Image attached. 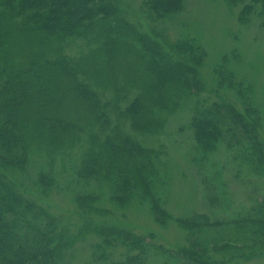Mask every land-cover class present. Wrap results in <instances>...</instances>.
Returning a JSON list of instances; mask_svg holds the SVG:
<instances>
[{"label":"trees","instance_id":"obj_1","mask_svg":"<svg viewBox=\"0 0 264 264\" xmlns=\"http://www.w3.org/2000/svg\"><path fill=\"white\" fill-rule=\"evenodd\" d=\"M225 2L241 26L255 22L264 32V0ZM187 6L188 0L143 3L154 24L176 20ZM122 15L120 0H0V264H67L68 252L90 234L98 240V264L264 257L263 116L252 85L239 82L231 66L239 52L223 56L214 71L236 102L212 104L202 98V46L156 30L145 34ZM187 108L189 119L177 132L193 145L205 210L174 221L162 137L169 119ZM77 143L84 145L71 171L82 211L94 212L105 192L120 207L147 206L161 227L174 222L189 245L169 250L153 244L152 235L91 224L70 236L61 217L24 198L4 176L27 171L41 152L52 167ZM54 177L40 172L45 194ZM223 254L230 260L213 257Z\"/></svg>","mask_w":264,"mask_h":264},{"label":"rangeland","instance_id":"obj_2","mask_svg":"<svg viewBox=\"0 0 264 264\" xmlns=\"http://www.w3.org/2000/svg\"><path fill=\"white\" fill-rule=\"evenodd\" d=\"M123 17L141 32L148 34L151 30L161 33L171 41L180 39L194 40L207 52V59L200 70L201 85L204 93L202 98L210 103L236 102V94L227 87H220L214 71L219 66L223 56L238 51L240 62L231 64L239 82L253 87L254 107L261 111L263 124L260 130V140L264 146V32L257 23L241 26L233 13L228 9L225 0H188L186 11L176 20L154 24L144 12L143 3L146 0H120ZM74 53L78 47H73ZM189 108V107H188ZM188 108L169 119L162 142L165 145L164 157L166 172L171 191L167 205L168 211L176 219L184 218L194 212L205 210L200 186L194 166L191 163L194 154L193 145L187 133H178L188 121ZM244 112L241 105H237ZM81 112V111H80ZM69 119L74 116L70 111ZM166 116V115H165ZM79 118V117H77ZM167 118V117H165ZM38 145V144H36ZM34 145L35 147H37ZM84 144H75L63 154L56 157L55 165L48 166L49 157L45 152L33 154L32 164L25 172L9 171L4 176L12 183L17 192L27 200L34 202L54 217L64 220V228L68 235L75 236L85 224L93 227L116 226L133 231L137 235L153 237V244L165 249L177 250L187 247L186 235L170 222L161 227L154 220L147 206L129 204L120 207L103 193L95 211H82L77 203V190L72 181V171L81 154ZM44 147V149H49ZM51 163H49L50 165ZM44 170L55 174V186L45 194L38 184V176ZM97 238L90 234L81 240L68 252L67 264H98L94 246ZM216 260L228 259L230 254L213 255ZM118 258V257H117ZM230 263V262H229ZM105 264V263H101ZM239 264H264V257L250 262L240 261Z\"/></svg>","mask_w":264,"mask_h":264}]
</instances>
